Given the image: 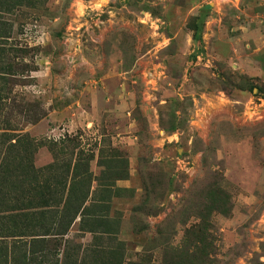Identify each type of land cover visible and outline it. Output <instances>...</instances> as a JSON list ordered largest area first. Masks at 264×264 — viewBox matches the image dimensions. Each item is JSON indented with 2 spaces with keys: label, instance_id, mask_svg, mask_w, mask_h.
<instances>
[{
  "label": "rangeland",
  "instance_id": "obj_1",
  "mask_svg": "<svg viewBox=\"0 0 264 264\" xmlns=\"http://www.w3.org/2000/svg\"><path fill=\"white\" fill-rule=\"evenodd\" d=\"M0 264H264V0H0Z\"/></svg>",
  "mask_w": 264,
  "mask_h": 264
}]
</instances>
